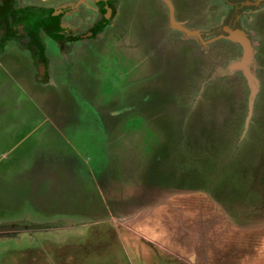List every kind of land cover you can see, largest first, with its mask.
<instances>
[{
  "label": "rangeland",
  "instance_id": "1",
  "mask_svg": "<svg viewBox=\"0 0 264 264\" xmlns=\"http://www.w3.org/2000/svg\"><path fill=\"white\" fill-rule=\"evenodd\" d=\"M172 1L180 19L200 7ZM119 8L86 49L47 43L53 86H36L22 53L15 80L37 88L31 103L0 73V264H188L193 250L199 263L247 252L264 264V8L249 27L248 121L245 77L215 75L235 46L194 52L161 0Z\"/></svg>",
  "mask_w": 264,
  "mask_h": 264
},
{
  "label": "flooded vegetation",
  "instance_id": "2",
  "mask_svg": "<svg viewBox=\"0 0 264 264\" xmlns=\"http://www.w3.org/2000/svg\"><path fill=\"white\" fill-rule=\"evenodd\" d=\"M53 1L36 3V0H32L21 4L20 0H0V51L9 41L26 48L33 54L37 66L45 64V74L42 76L38 72V79H49L50 71L45 59L48 44L45 38L56 41L62 51L71 50L76 44L86 49L91 43L99 41L106 28L113 25L121 2L74 0L72 3L71 0H60L53 4ZM202 2L197 0L200 7H196L195 15L186 18H178L175 5L174 8L175 19L188 29L199 30L204 41L221 34L226 36V30L253 32L249 31V27L257 25L259 11L264 8V0H205L204 7ZM166 14L168 16V10ZM52 34L58 38L52 37ZM193 45L196 52L199 44L193 41ZM198 52H201L199 48Z\"/></svg>",
  "mask_w": 264,
  "mask_h": 264
},
{
  "label": "crops",
  "instance_id": "3",
  "mask_svg": "<svg viewBox=\"0 0 264 264\" xmlns=\"http://www.w3.org/2000/svg\"><path fill=\"white\" fill-rule=\"evenodd\" d=\"M29 2V1H32V0H20V2H21V4H23L22 2ZM40 1H43L44 3H46L48 0H36V3H39ZM171 1V3L173 2L172 0H170ZM71 2L73 3L74 2V0H71ZM161 4L164 6V8L166 9V12H167V8L165 7V5H164V3L161 1ZM173 4V3H172ZM173 7H174V4H173ZM83 10H84V8H83ZM174 11H175V8H174ZM79 13H81V12H79ZM78 13V14H79ZM69 22L70 23H72L73 22V20H72V18H70L69 17ZM168 29H170L169 27H168ZM171 30V29H170ZM172 31V30H171ZM247 34H249V38H250V40H251V44H252V46H253V51H254V53H255V47H256V45H255V43L253 42V40H252V36L250 35V33L251 32H246ZM226 41L227 43H230V44H232L233 46H235L234 48H236V50H237V52H236V56H232V57H230V58H228V61L226 62V64L227 63H229V62H232V61H235V60H237L239 57H240V54H241V49H240V47L239 46H237V45H235V44H233V43H231V42H229V41H227V40H225V39H219V40H217V41ZM45 41L47 42V43H49V42H51V43H54V45L56 44V41H54L53 39H51V38H45ZM215 43V42H214ZM211 45H213V44H210L209 46H208V48L211 46ZM56 46L59 48V46L56 44ZM238 48V49H237ZM72 50L73 49H71V50H61V52H62V54L64 55V56H66L67 57V51H69V52H72ZM199 50L200 51H202L200 48H199ZM10 51V52H9ZM239 51V52H238ZM28 53V54H30V58H31V61H29V64L30 65H34L33 66V68L35 69V71H36V74H35V76H34V83L36 84V86L39 84V82H48V84H49V86H53V83H54V81H53V79L51 78V76L49 75V79H47V77H44L43 79H38V77H37V74H38V72L39 71H41V75L42 76H44V74H45V67L43 66V65H45L44 63H43V65L42 66H40L39 67V65L37 66V63L35 62V58L33 57V54L32 53H30V52H28V50L25 48H20V47H18V45H17V43H15L14 41H9V42H6L5 43V45H4V48H3V50H1L0 51V73L5 77V79L8 81V83H9V87H7L8 88V94H12L14 91L15 92H17V95L19 96V98H22V100H27V102H32V100H33V96L34 95H36V96H39L38 94H36V92H37V88H36V91L34 90V88L33 89H31V90H29L28 89V91H26V89H23V88H21V87H24L23 85H21V84H19V83H17V81L16 80H19L20 79V75H22V76H25V70L26 69H24V67H20L19 66V62H25V63H27V61H24V59H23V57H24V55H22V53ZM6 57H9V59L8 58H6ZM48 55L47 54H45V59H46V62L48 61ZM69 64H73L71 61H69ZM225 64V65H226ZM225 65H223V66H225ZM26 66H28V65H26ZM47 67H49L48 66V64H47ZM39 69V70H38ZM48 70H49V68H48ZM38 71V72H37ZM50 71V70H49ZM50 74V73H49ZM26 77V76H25ZM16 79V80H15ZM23 83H25V82H23ZM14 84V89H12V85ZM44 84V83H43ZM7 90V89H6ZM0 91H5L4 89L3 90H0ZM32 99V100H31ZM36 108V113H38V116H41V117H43V119H42V122H47V121H50L51 122V125H56V124H54V123H52V121L51 120H49L47 117H45L44 116V114H43V112H42V108H40L39 106H36V105H34ZM40 108V109H39ZM52 119V118H51ZM52 127H54V126H52ZM8 131H11V130H8ZM52 132H55V130H52ZM56 133V132H55ZM21 141H19L18 143H20ZM17 143V144H18ZM3 155H2V153L0 154V157H2ZM149 229H152L151 228V226L149 225ZM133 236L135 235L137 238H139L140 240H139V243H143V242H145L146 241V238L148 237V236H146L145 235V233H144V235L146 236V238L144 237V236H142V235H138V234H132ZM211 240V239H210ZM149 241V240H148ZM150 243H151V241H149ZM145 244H146V242H145ZM149 244V243H148ZM194 245V244H193ZM192 245V246H193ZM192 246L191 247H189L188 246V251H191V250H193V249H195L194 247H193V249H191L192 248ZM149 247L150 248H152L153 250H157V249H155V247H153L152 245H149ZM159 251V250H158ZM185 254V252H182V254L181 255H184ZM230 255V256H229ZM229 255H228V260H225V261H220V262H215V263H213V264H246L245 262H247V259H252L253 260V263L254 264H256V256H253V253H248L247 254V252H245V253H239V252H235V253H229ZM171 257H173V258H175V259H177V260H179V262L180 261H183V260H181L180 258H178V257H176V256H171ZM172 258V259H173ZM205 256L202 258V261L199 263L198 261H197V257H196V255H195V252H194V250L192 251V254H190L189 255V257H188V260H189V262H191V264H210L209 262H206V260H205ZM255 258V259H254ZM174 260V259H173ZM186 260V259H185ZM178 262V261H177ZM178 262V263H179ZM189 262H187L186 261V263H188L189 264ZM176 263V262H175ZM177 263V264H178ZM180 263H182V262H180ZM182 264H185V263H182ZM212 264V263H211Z\"/></svg>",
  "mask_w": 264,
  "mask_h": 264
},
{
  "label": "water",
  "instance_id": "4",
  "mask_svg": "<svg viewBox=\"0 0 264 264\" xmlns=\"http://www.w3.org/2000/svg\"><path fill=\"white\" fill-rule=\"evenodd\" d=\"M100 1V0H96ZM104 1V0H102ZM165 7L168 10V17H169V28L172 31L181 33L184 39H191L194 40L198 48L201 50L205 49L208 45L211 43L219 40V39H225L237 46L241 49L240 57L232 62L227 63L223 68V70L218 71L215 75H230L233 73H242V75L245 77L246 82L251 90L249 101H248V119L249 120L252 109H253V103L258 91V85L257 80L252 74V70L255 69V61H254V51L253 46L251 44V40L249 38V34L246 33V31L243 30H226L227 35H219L216 38H212L210 40L204 41L202 38V33L199 30H193L186 28L181 22H178L175 19V11L173 4L170 0H161ZM216 78V77H215ZM11 230V231H10ZM15 229H8L9 232H14Z\"/></svg>",
  "mask_w": 264,
  "mask_h": 264
},
{
  "label": "trees",
  "instance_id": "5",
  "mask_svg": "<svg viewBox=\"0 0 264 264\" xmlns=\"http://www.w3.org/2000/svg\"><path fill=\"white\" fill-rule=\"evenodd\" d=\"M52 37L58 38L56 35L52 34Z\"/></svg>",
  "mask_w": 264,
  "mask_h": 264
}]
</instances>
